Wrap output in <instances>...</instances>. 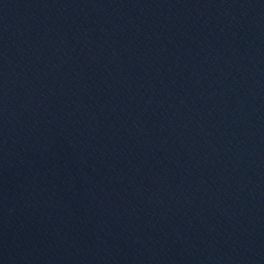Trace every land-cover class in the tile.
Here are the masks:
<instances>
[{
	"label": "water",
	"instance_id": "95a60500",
	"mask_svg": "<svg viewBox=\"0 0 264 264\" xmlns=\"http://www.w3.org/2000/svg\"><path fill=\"white\" fill-rule=\"evenodd\" d=\"M0 264H77L0 90Z\"/></svg>",
	"mask_w": 264,
	"mask_h": 264
}]
</instances>
